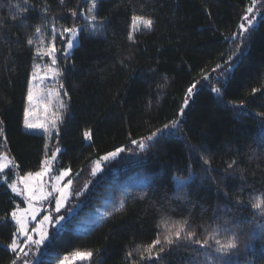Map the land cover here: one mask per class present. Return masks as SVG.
Listing matches in <instances>:
<instances>
[{"label":"trees","instance_id":"1","mask_svg":"<svg viewBox=\"0 0 264 264\" xmlns=\"http://www.w3.org/2000/svg\"><path fill=\"white\" fill-rule=\"evenodd\" d=\"M90 6V0H0V152L13 157L20 174L39 170L47 155L43 129L24 128L29 80L39 65V77H46L35 81L40 91L49 94L59 87L67 105L53 136V144L62 147L57 165L70 168L76 189L88 184L101 195L95 201L106 199L107 206L109 198L125 202L119 212L108 206L111 215L85 233L75 228L77 221H68L39 264H58L76 252L93 254L77 264H149L141 255L147 257L144 249L158 232L163 239L165 219L169 227L187 220V231L201 240L213 228L222 240L236 231L239 245L224 258L228 264H264V249H259L264 247V214L252 208L258 199L264 201V0H99L94 14L103 27L94 34L80 15L88 14ZM71 10L77 12L75 19ZM245 15H254L257 23L249 26ZM133 16L151 19L153 26L133 31L130 42ZM241 23L249 31L233 40ZM81 24L85 30L79 32L78 46L65 59L67 41L59 39V31ZM53 26L60 69L56 79L47 70L48 57L34 58L37 47L53 42ZM232 64V71L224 73ZM173 120L179 122L174 131L146 142L139 154L120 153L115 170L101 174V183L88 182L94 160ZM127 179L141 183L122 194L116 183ZM17 203L0 178V217L10 221ZM84 213L80 210L74 219ZM15 231L13 221L0 222V264H11L13 254L6 245ZM211 243L200 249L181 240L165 246L162 258L152 264H212L206 254H219Z\"/></svg>","mask_w":264,"mask_h":264},{"label":"snow or ice","instance_id":"2","mask_svg":"<svg viewBox=\"0 0 264 264\" xmlns=\"http://www.w3.org/2000/svg\"><path fill=\"white\" fill-rule=\"evenodd\" d=\"M91 6L88 8V15L84 16L83 12H81V18L86 19L89 23L87 30L92 32L93 34L99 31L103 24H97V17L94 14L96 9L99 6V0H90ZM46 11V9H45ZM248 13H252L253 9L248 8ZM71 15L73 19L77 17V12L71 10ZM15 18V17H14ZM243 19L247 22L249 26L253 25L256 17L254 15H245ZM2 23V22H0ZM106 23V21H105ZM142 24L143 28L146 30H151L153 26V21L151 19H145L143 17L133 16L132 18V28L133 31L139 30V25ZM239 32L232 34V39L234 40L236 37L244 38V35L249 31L245 27L244 23L239 25ZM85 28L77 25H73L72 27H63L61 31H59V39L61 41H67L66 44L62 46V51L64 54V58L67 59L69 55H71L72 51L78 46L79 41V32L84 31ZM41 31L40 26H37L36 33L39 34ZM133 31H130L128 34V40L130 42H134ZM52 40L53 42L49 44L46 48L37 47L34 52V58L44 59L48 57L51 61V66L47 69L48 72L51 73V78L56 79L60 75V69L57 64V48L55 47L54 41L57 39V29L55 26L52 28ZM34 43L32 38H28L27 44L32 45ZM239 47V46H238ZM235 55V53H234ZM232 58H229V61L226 62L231 64ZM39 65H35L33 69V74L29 80V87L27 90V102L31 105L34 101H39L42 97L39 93L37 86L35 85V81L41 78L38 75L37 69ZM220 65H217V68H220ZM235 67L234 64L231 67H225L223 69L224 73H229ZM150 71H155L154 69ZM167 80V77H165ZM60 88H63V84L60 85ZM196 85L193 84L187 89L186 98L184 100V107L181 108L180 116L183 117L184 109L189 104V98L192 96ZM213 92L219 93V89H212ZM253 93L257 91V89L252 90ZM59 94L57 93V96ZM64 95L67 96L68 93L65 91ZM61 109H66L67 105L61 101L60 103ZM264 116V114H261ZM29 109L25 108V120L24 126L27 129H43L45 135L51 137L53 135L52 130H56V134L58 135V124L63 122L62 115H56L55 119L49 125L47 123H33L29 120ZM2 123V121H0ZM179 127V122L177 120L171 121L169 124H165L163 128L157 129L151 135L146 138H141L139 141L131 140L132 145H138L140 150H144L148 144L147 142H152L154 138L158 136H166L170 132L174 131L175 128ZM85 139L90 140L91 136L88 132H85ZM47 150V146H46ZM62 151L61 149H57V152H52L51 158L47 155L41 161L40 170L32 173L28 172L24 176L20 177V183L23 185V188H19L16 182L8 185L11 189V192L14 193L17 197H22L24 202H27L28 207L25 209H21L18 205L12 209L10 212V221L7 217H0V222H15L16 231L12 233V240L9 244L6 245V250H10L13 254V259L11 264H39V260H30L29 257L32 255L30 249L35 246L37 252L43 254L46 249H42V246L52 244L59 235L63 233L65 230L66 222L69 217L76 211L75 208L69 210L66 215H60V211L64 208L66 201H68L70 196V186L72 185V180L68 179L67 183H63L62 181L65 177H68L70 174V168L59 170V174H54L56 172L55 162L58 156V152ZM124 151L123 147H118L114 151L108 152L107 154L100 157L99 160L95 161V167L92 169V174L95 176L102 171L101 164L103 162L109 161L113 158H116L121 152ZM4 157H0V161H2ZM236 161L234 160L232 163L228 164V168L232 169L235 165ZM204 164H210L208 159H204ZM8 165L4 163H0V169H4ZM208 169H206V172ZM241 174H243V170L241 169ZM44 177H48V180L51 181L50 188L48 190L49 184L48 181H45ZM82 193L77 192L76 195L79 196ZM225 197H227L228 193H224ZM141 198L144 197V193H140ZM55 201V209L48 208L47 212L49 214H43L42 219L38 220L36 226L29 230V218L32 221H37V212L40 211L35 205L38 202H49L51 200ZM239 203V202H238ZM125 206V202L122 200L118 206H114L112 211L119 212L123 210ZM252 208L259 211V213L264 214V201L257 200L256 203L252 204ZM111 215V212L105 211L102 214V218H107ZM165 225L169 224L167 219L162 221ZM188 221L185 220L183 222H173L172 226L167 228V234L163 236L161 239L160 234L158 232L157 238L154 239L151 244H149L144 252L147 253V257L143 254L141 255V261L147 259L149 264H152L154 260H159L162 258V255L166 251V247L168 248L176 245L181 240L187 241L189 244L199 245L200 249L211 248L212 243L214 241L215 244V253L219 254V257H209L206 254V259H211L212 264H228V262L224 259L225 257H229L234 254L235 250L238 249L239 245V236L236 231L232 232L231 236L226 237L225 239H221L220 232L217 228H213L208 235L205 236L202 240L196 238L195 232L187 231ZM51 228V231L49 229ZM224 231H228V229H224ZM33 234H36L38 238H34ZM20 238H24L23 242H20ZM138 250V249H137ZM91 252L79 253L76 252L73 254L74 257H78L81 260L90 259L92 257ZM132 257V251L127 253V258ZM68 257L65 256L60 260L59 264H67Z\"/></svg>","mask_w":264,"mask_h":264},{"label":"rangeland","instance_id":"3","mask_svg":"<svg viewBox=\"0 0 264 264\" xmlns=\"http://www.w3.org/2000/svg\"><path fill=\"white\" fill-rule=\"evenodd\" d=\"M254 1L255 0H253V2ZM87 15L88 14H85V16H87ZM84 21L85 20L82 21V24H84L83 23ZM88 23H90V22L87 21L84 25H87ZM256 23H257V20L255 19L253 25H251V26H254ZM82 24L78 25V26H82ZM140 29H144L142 24L139 25V30ZM131 30L133 31L132 27H131ZM35 85L37 86L39 93H40L42 98L39 101H34L31 105H29L27 102V108L29 109V117L28 118H29L30 122L43 123V120H41V118L43 119V117H44V123H47L50 125L52 123V121L55 119L56 115H61L62 109L60 107V103H61L62 99H61V94L59 92V87H57L55 89V91H52L49 94H47L45 92H41L40 87L36 83H35ZM58 85L60 86V84H58ZM57 93L59 94L58 96H57ZM39 108L41 109L40 111H39ZM24 120H25V117H24ZM24 128H25V126H24ZM25 129H27V128H25ZM52 132H53V135L51 137L46 135V138H47L46 153H47V156L49 158H51L52 152H57V149H62V147L59 144H56V145L53 144V136L55 135L56 130L53 129ZM137 141H139V140H137ZM123 148H124L123 152H132L133 154H139L143 151V150L139 149L138 145H132L131 143L128 146L123 147ZM123 152H121V154ZM0 157H4V159L2 161H0V163H4L5 165H8L4 169H0L1 180L3 182H5L7 186L12 184L13 182H16L18 187L22 189L23 185L20 183V177L24 176L26 173H24V174L19 173L17 166H16V163L13 160V157L7 151L0 152ZM99 159H100V157L97 158L96 160H94L92 162V164L90 165V168L88 169L89 170L88 182H90V181L93 182V180L95 179V181H100V183H101L100 179L103 176H106L109 172H113L115 170L114 165L117 163V161H115L116 159L113 158L109 161L103 162L101 164L102 171L94 176L92 174V169L95 167V161H97ZM57 164H58V162L56 159V162H55L56 172L54 174L58 175L59 170L66 169V168L59 167ZM39 170L33 171L32 173H35ZM101 174L103 175L102 177H101ZM114 174H116V173H114ZM70 176H71V170H70L69 176L65 177V179L62 181V184L67 183L68 179H70ZM44 179H45V181H48V184H49L48 190L50 191L51 190V188H50L51 181L48 180V177H44ZM176 182H177V184L180 183L179 180H177ZM133 183L139 184V183H141V180H139V179L138 180L127 179L125 181H120V182L116 183V186L119 189V192L123 194V193H126V189L129 186H131V184H133ZM88 187H89L88 184L86 186H85V184H83L81 188L76 189L75 184L72 182V185L70 186V189H69V191H70L69 199H68V201H66L64 208H62L60 213H59L60 215H66V213L69 210L75 208L76 211L69 217L68 221L69 222L77 221V225L75 226V228L78 229L81 233L87 232L90 229L91 225L102 220L103 219L102 214H103V212L107 211L108 206L114 207V206L119 205V202H113L112 198H109L108 206L106 203L107 202L106 199H103L102 202L95 201L94 196L99 198L101 195L93 193V191H95V190H93L92 187H90V189ZM8 189L11 191V189L9 187H8ZM97 189H99L100 191L103 190L101 188H97ZM77 192L82 193V194L77 196L76 195ZM120 193H118V194H120ZM12 194L15 197H17L14 193H12ZM102 196H106V195H102ZM17 198L20 202V203H17V205L21 209H25L28 207L27 202H24L22 197H17ZM35 206L37 208H39L40 211L37 212V218H38L37 221H32L31 218H29V224H28L29 230H31V228L36 226V223H38L39 219H42L41 213L49 214L47 212L48 208H52L53 210L55 209V201L53 199V200H51V203H49V202H38V203H36ZM80 210H84L85 213L78 215L80 217V219H74L75 215H77ZM89 211H91V213H89ZM13 223L15 225L14 221H13ZM170 224L172 226L173 223H170ZM163 226H165V227H163ZM163 226H161V228H162L161 235L162 236H163L165 231H166L165 234H167V228H169V225L166 226L164 224ZM240 230H244V228H242ZM49 231H51V228L49 229ZM261 233L264 234V232H262V231H261ZM33 236H34V238H38V236L36 234H33ZM23 239L24 238H20L21 243L23 242ZM42 249L47 250V245L42 246ZM259 249L263 250L264 247L260 245ZM46 250L43 252V254H40L37 252V249L35 248V246H33L30 249L32 255L29 257V259L33 260V261H35L37 259L39 260L44 255ZM242 251L243 252L245 251V247L242 248ZM73 254L67 256L68 257L67 264H77V263L86 262L88 260V259L81 260L78 257H74Z\"/></svg>","mask_w":264,"mask_h":264}]
</instances>
